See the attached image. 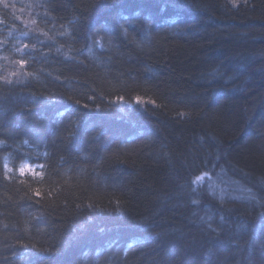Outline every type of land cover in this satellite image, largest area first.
<instances>
[{"label":"trees","instance_id":"obj_1","mask_svg":"<svg viewBox=\"0 0 264 264\" xmlns=\"http://www.w3.org/2000/svg\"><path fill=\"white\" fill-rule=\"evenodd\" d=\"M0 264H264V0L0 2Z\"/></svg>","mask_w":264,"mask_h":264},{"label":"snow or ice","instance_id":"obj_2","mask_svg":"<svg viewBox=\"0 0 264 264\" xmlns=\"http://www.w3.org/2000/svg\"><path fill=\"white\" fill-rule=\"evenodd\" d=\"M0 2H3V0H0ZM5 7H7V5H5ZM20 63H21L22 66L24 65V61H21ZM211 75H212L213 77H215V76H217V75H222V73H218V72H215V71H214ZM117 99L122 100L123 97H118ZM136 100H137V103H139V102L141 101V98H140V97H136ZM153 103H154V101H153ZM21 174H23V169L21 170ZM33 174L35 175V173H33ZM35 194H36L37 196L40 195L39 191H37Z\"/></svg>","mask_w":264,"mask_h":264},{"label":"rangeland","instance_id":"obj_3","mask_svg":"<svg viewBox=\"0 0 264 264\" xmlns=\"http://www.w3.org/2000/svg\"><path fill=\"white\" fill-rule=\"evenodd\" d=\"M19 77H20L19 75L16 76V78H19Z\"/></svg>","mask_w":264,"mask_h":264}]
</instances>
